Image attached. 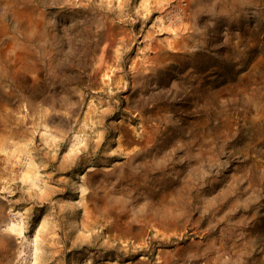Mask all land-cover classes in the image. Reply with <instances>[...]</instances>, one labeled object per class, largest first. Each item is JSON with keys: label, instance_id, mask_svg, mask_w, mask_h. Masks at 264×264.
<instances>
[{"label": "rangeland", "instance_id": "obj_1", "mask_svg": "<svg viewBox=\"0 0 264 264\" xmlns=\"http://www.w3.org/2000/svg\"><path fill=\"white\" fill-rule=\"evenodd\" d=\"M0 264H264V0H0Z\"/></svg>", "mask_w": 264, "mask_h": 264}, {"label": "water", "instance_id": "obj_2", "mask_svg": "<svg viewBox=\"0 0 264 264\" xmlns=\"http://www.w3.org/2000/svg\"><path fill=\"white\" fill-rule=\"evenodd\" d=\"M104 42H109L107 35H104L100 43V49H102Z\"/></svg>", "mask_w": 264, "mask_h": 264}, {"label": "bare ground", "instance_id": "obj_3", "mask_svg": "<svg viewBox=\"0 0 264 264\" xmlns=\"http://www.w3.org/2000/svg\"><path fill=\"white\" fill-rule=\"evenodd\" d=\"M13 224V223H12Z\"/></svg>", "mask_w": 264, "mask_h": 264}]
</instances>
